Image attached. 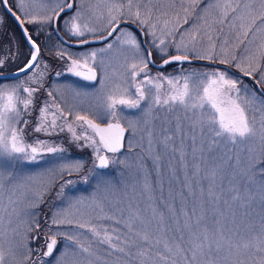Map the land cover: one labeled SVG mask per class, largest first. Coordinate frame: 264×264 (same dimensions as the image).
<instances>
[{
	"label": "snow or ice",
	"instance_id": "snow-or-ice-1",
	"mask_svg": "<svg viewBox=\"0 0 264 264\" xmlns=\"http://www.w3.org/2000/svg\"><path fill=\"white\" fill-rule=\"evenodd\" d=\"M0 3L21 26L56 24L67 13L62 21L66 34L82 38L80 44L90 42L89 34L99 40L112 38L87 55L57 53L67 73L99 87L88 93L71 84L62 86L74 99L91 96L94 103L87 108L69 103L61 87L55 89L58 96L49 91L51 103L40 108L34 131L52 135L66 128L73 141L92 148L96 170L115 163L130 133L135 142L129 141L128 150L139 151L131 164L128 157L120 163L125 168L134 164L137 176H142V183H125L130 191L124 193L123 207L119 198H110L116 186L100 171L90 170L96 181L89 197L65 195V187L74 184L67 180L60 186L63 203L51 218L43 248L29 246L39 238L31 234L41 227L33 209L58 179L79 174L84 164L67 160L59 144L25 140V116L31 114L47 71V65L40 70V49L28 36L33 51L19 72L34 69L29 84H0V264H264V97L241 88L226 70L152 75V51L142 49L136 35L121 27L131 22L150 35L162 66L182 64L192 54L194 59L229 65L244 76L259 72L256 82L264 83V0H15L12 7L8 0ZM190 17L192 24L177 42L175 33ZM225 27L229 32L217 50L215 41ZM233 33L235 42L230 44ZM250 34L252 41L237 55ZM4 63L0 59V68ZM124 109L139 113L127 116ZM45 156L55 159L45 161ZM26 164L45 167L31 171ZM165 164L170 177L167 196ZM153 169L155 181L150 179ZM81 179L87 183L89 176ZM172 180L179 181L178 190ZM138 183L148 214L136 202ZM62 225L74 230H52ZM58 237L67 241L62 250L57 249Z\"/></svg>",
	"mask_w": 264,
	"mask_h": 264
},
{
	"label": "rangeland",
	"instance_id": "rangeland-1",
	"mask_svg": "<svg viewBox=\"0 0 264 264\" xmlns=\"http://www.w3.org/2000/svg\"><path fill=\"white\" fill-rule=\"evenodd\" d=\"M206 2H207V0H205V3ZM177 3H179V0H177ZM202 7H204V3H202L200 5V8H202ZM197 12H199V8L197 9ZM22 17H23V14H22ZM67 18L68 17L66 14L63 17V21L66 20ZM192 22H193V19L190 17L188 24L183 25L179 29V31H177L175 33V38H176L177 42L179 41L181 33L184 31V29L188 28L189 25L192 24ZM29 25H35L37 30H39L40 27L44 28L45 26H47V24H44V25L29 24ZM48 26H50V25H48ZM122 28L133 32L136 35L137 39L141 42L142 49H145L140 33H137L134 29H132L128 26H125V25L122 26ZM64 30L66 32L65 27H64ZM43 32H45V29H43ZM228 32H229V29L227 27H225L224 34L221 35V39L215 41L216 45H217V50H219V47L222 44L223 35H226ZM66 36L70 40H74V41H80V39H82L79 37H70L68 34H66ZM87 38H93V36L91 34H89ZM228 39H229L230 44L234 43L235 42V34L233 33V35L229 36ZM146 40H147V43L149 44L150 48L153 51L155 60L157 62L162 61L161 56L158 54L157 50L154 48V46L151 43L152 37L150 35L146 34ZM185 40H187V37H185ZM110 41H111V39L108 42H110ZM249 41H252V35L251 34L249 35L248 41H246L245 44H241L239 46V49L236 52L237 55H240L243 52V49L246 46H248ZM108 42L100 44V45H92V46H85V47H80V48H72V47H68L62 43H56L54 41L53 83H52L49 90L46 91V88H45L43 90H39V92H37L35 94L33 105L30 108L31 114L25 116V119H27L29 121L27 126H24V129H23L26 142H33L36 139H41V140L49 141L51 143L59 144L65 148V150H66L65 157L67 160H69V161H80L84 164V168L79 174H73L71 176L64 175L62 179H58L56 181V183L51 187V189L45 195L43 203H41L38 208L33 209V211L36 212V214H37L36 217H40L39 222L43 223V225L40 224L41 225L40 228H42L44 230L43 232L48 233V234H49V227H50L51 218H52L53 214L55 213L56 209L58 207H60L63 203L62 197L60 195H58L61 184L65 183L67 180L70 179V180L74 181V184L68 185L67 187H65V190H64L65 195L72 196V197H81V196L82 197H89L93 194V192L95 190L94 186H95V181H96V177L94 175L90 174V170L91 171H100V170L94 169L95 154L93 153L92 148L85 145L83 141H79V142L73 141L71 139V134L68 133L66 128L63 132H60L57 129L52 135H46L43 132H40V133L35 132L34 127L38 123L39 110L44 105V103H46V102L49 104L51 103V98L48 97V95H47V93L49 91L53 92V96L59 95V93H57L55 91V89L57 87H61L62 93H63L65 99L69 103H75L78 106L84 107V108H87L90 105H92L94 103V101H93L91 96H81V97L74 99L72 96V93L70 91H68L67 89L63 88L62 86L65 84H71L75 88L79 89L82 92L92 93L98 89V87H99L98 83L94 84V83H91L88 81H83V80L77 79L76 77L67 73L65 60L59 59L57 56V53L59 51L63 50L66 53H70L73 57L83 56V55H87L91 51H97V50L105 47ZM204 43H205V45L207 44L206 38L204 40ZM169 53L175 54V49L169 48ZM189 57L192 58V54H189ZM98 59H99V56H98ZM197 60H199V59H197ZM200 61L209 62L206 60H200ZM215 64H218V63H215ZM223 66L229 67L230 69H232V71H229V70L222 68V67H215L212 65L208 66L207 64H195V63L173 64V65L166 67L163 70H154L149 64L148 71L152 75L165 74V75L173 76V75H180V74L188 73V72H204V71H211V70H216V69L226 70L230 76H232L233 78H237L240 81V87L241 88H247L250 91L255 92V94L258 97H264V95L261 92H259L254 86H252L251 81L247 78V76H244L242 72H240L238 69L233 68L229 65H223ZM262 68H264V64H262ZM58 72H61L62 75L57 76L56 73H58ZM259 74H260L259 72H256L252 76L255 77L257 80V78L259 77ZM18 83L25 85L28 82H27V80L25 81V78H23L21 80L3 81L1 84L15 85ZM259 84L261 85V88L264 90V83H259ZM53 110L54 109H50V111H53ZM138 113H139L138 109H124V114L127 116L136 117L138 115ZM59 123H61V121H58V124ZM81 131H82L81 129L77 128L78 134H80ZM129 141L135 142L133 140V137L130 135V133H128V136L126 139V147H125L124 152H122L121 154H115V163H112L108 170L100 171L106 180H109L112 183V185L116 186L115 192L110 193L109 196H110V198H119L122 201V204L120 205L121 207H123L127 203V200L125 199V195H124L125 191H130V189H125V187H124L125 183H130L134 179H136V180L140 181V183H142V176H137L134 164L130 168H125V166L120 163L121 160L125 159V157H128L129 163L131 164L132 158H134L136 156V152L139 151V149H137L136 151L129 152V150H128ZM112 156H113V154H109L110 158ZM53 159H55V157H52V156H45L44 157L45 161H50ZM43 167H45L44 164H41V165L26 164V165H24V168L26 170H31V171L42 170ZM152 171H153V176L150 177V179L155 181V179H156L155 171H154V169ZM163 172H164L163 179H164V184H165L164 195L167 196L168 183H169V179H170V177L168 175L167 164H165ZM85 175L89 176V180L87 183H84L81 179V177H83ZM179 186H180L179 181L172 180V187L174 189L178 190ZM139 193H140V184L138 183L137 189H136V198H137L136 202L139 203L140 206L145 209V214H148L147 213L148 201L145 198L140 197ZM155 195L157 197H159L161 195L158 188H157ZM161 207H162V205H161ZM45 221H48V223L47 224L44 223ZM104 223L106 225H108L111 222L106 221ZM120 227L122 228V225ZM52 230L53 231H57V230H59V231H70V230H74V229L72 228V226L62 225L60 227V229H52ZM58 238H59L58 250H62L63 245L65 243H67V241H64L62 237H58ZM29 246H30V243H29ZM55 254L56 253H54V255Z\"/></svg>",
	"mask_w": 264,
	"mask_h": 264
},
{
	"label": "flooded vegetation",
	"instance_id": "flooded-vegetation-1",
	"mask_svg": "<svg viewBox=\"0 0 264 264\" xmlns=\"http://www.w3.org/2000/svg\"><path fill=\"white\" fill-rule=\"evenodd\" d=\"M14 3L15 0H8V7H12ZM13 11L16 12L17 15H20L21 19H23L22 13L17 8L13 7ZM66 14L67 13L63 14L60 18V21H58V27L65 37L67 36L62 21H63V17ZM0 20L3 21L2 23H0V59H3L5 61L3 68H0V74H11L18 72L19 69L25 65V63L29 60L30 53L33 51V49L31 42L25 38L23 31L19 26L18 22L15 20L14 16L7 11V7L4 6L2 3H0ZM24 25L27 28L30 36L32 37V40L36 42L37 46L40 49V55L37 58L39 62L40 70H43L44 66L47 65V71L45 72L42 80L43 86L40 88V90L46 88L47 91L50 89L53 83L54 34L57 36V34L54 31V24L50 26L47 25L44 28L40 27L39 30L36 29L35 25H29L28 23H25ZM125 26H128L134 29L137 33H139L138 30L134 28L132 25L127 24ZM43 29H45V32H43ZM57 38L59 39L58 36ZM59 41L61 42L60 39ZM151 67L154 70L165 69V68L157 69L154 68L153 66ZM33 71L34 69L29 70L28 73H24L21 76L15 78H6V79L0 78V84L3 81L21 80L25 78V81L27 80L28 82L25 84V86H27L29 84L28 76L31 75ZM247 78L251 81V84L257 89V87L253 84V81L249 77ZM36 219L39 222L40 217H36ZM39 223L43 225V223L41 222ZM44 223L47 224L48 221H45ZM43 231L44 230L40 228L38 234L37 233L31 234L34 236L39 235V238L31 240L30 247L37 250L43 248L45 243L44 237L48 235V233H45ZM58 245H59V238H58ZM47 259H51V258H46V260Z\"/></svg>",
	"mask_w": 264,
	"mask_h": 264
},
{
	"label": "water",
	"instance_id": "water-1",
	"mask_svg": "<svg viewBox=\"0 0 264 264\" xmlns=\"http://www.w3.org/2000/svg\"><path fill=\"white\" fill-rule=\"evenodd\" d=\"M18 24L21 27L22 31H23L24 28H26L25 25L21 26V24L19 22H18ZM124 24H129V25H132L134 28H136L138 30V32L141 34L142 41H143V45H144L145 49H150L152 51V49L150 48L149 44L147 43L146 34L144 32H142V31H140L139 28L137 27V25H135V24H133L131 22L124 23ZM124 24H122L121 27ZM54 31H55V33L57 34V36L59 37V39L61 40V42L63 44H65L68 47H72V48H80V47H84V46H88V45H100V44L106 43L107 41H109L111 39V38H109V40H99V39H95L93 37V38H87L90 41L89 43H87V44H80L79 41L70 40L67 37H65L62 34V32L60 31L59 27H58V22L56 24H54ZM23 34H24V36H25L26 39H27L28 36H30L29 32H27V34H25L24 31H23ZM151 59H152L153 63H150V65L153 66L154 68L162 69V68H165V67L168 66V65L162 66V61L161 62H156L155 59H154L153 51H152ZM184 63H200V64H208V65H214V66H221V67L226 68L229 71H232V69H230L227 66H223V65H220V64H215V63H212V62L200 61V60H197V59H194V58H191V57H189V60L188 61H185ZM172 64H180V63H175L174 62ZM169 65H171V64H169ZM22 74H24V72H19V71L18 72H15V73H11V74H0V78L1 79L15 78V77L21 76ZM249 78L253 81V84L257 87V89L264 95V90L261 88V85L256 82L257 80L253 76H251ZM127 136H128V133L125 134L124 148H122L121 151L119 153H116V154H121L122 152H124L125 147H126V139H127ZM109 154H111V153H107V155H109ZM108 169H104V170H100V171H105V170H108Z\"/></svg>",
	"mask_w": 264,
	"mask_h": 264
},
{
	"label": "trees",
	"instance_id": "trees-1",
	"mask_svg": "<svg viewBox=\"0 0 264 264\" xmlns=\"http://www.w3.org/2000/svg\"><path fill=\"white\" fill-rule=\"evenodd\" d=\"M54 41H55L56 43H61L55 34H54ZM195 64H200V63H195ZM208 66H209V65H208ZM215 67H218V66H215Z\"/></svg>",
	"mask_w": 264,
	"mask_h": 264
}]
</instances>
